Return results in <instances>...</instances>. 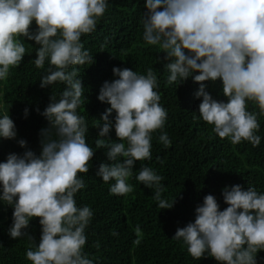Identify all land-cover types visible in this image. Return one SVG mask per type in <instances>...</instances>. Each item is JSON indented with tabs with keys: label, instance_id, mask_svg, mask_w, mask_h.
Masks as SVG:
<instances>
[{
	"label": "clouds",
	"instance_id": "1",
	"mask_svg": "<svg viewBox=\"0 0 264 264\" xmlns=\"http://www.w3.org/2000/svg\"><path fill=\"white\" fill-rule=\"evenodd\" d=\"M107 7L108 0H0V81L20 65L26 48L18 38L23 37L39 46L33 62L45 70L40 87L65 85L59 99L51 95L39 113L47 121L39 130V152L21 138L17 143L25 151L0 162V201L13 208L9 236H25L30 221L40 218V241L26 251L31 264H93L83 250L93 211L77 206L75 194L85 187L78 173L88 172L95 151L86 142L87 121L77 112L84 86L73 66L94 62L81 37L96 30ZM145 8L142 38L165 53L168 83L189 77L201 82L195 93L202 98L199 117L220 138L259 146L258 114L248 110V102L264 113V0H145ZM112 73L115 78L104 81L97 96L110 106L95 125L102 138L96 147L106 149L108 161L99 164L96 175L111 182V194L125 195L133 190L128 180L135 162L151 158L152 133L163 129L167 110L159 102L152 68L146 75L122 67ZM217 80L226 101L213 98L202 83ZM112 129L118 141L103 139ZM16 138L9 112L0 114V139ZM158 140L171 145L167 133ZM135 178L154 190L160 209L174 206L176 196L163 198L164 177L154 169L144 166ZM221 191L226 208L220 209L214 195H205L194 220L173 237L198 260L207 254L220 264H257V253L264 250V192L240 184Z\"/></svg>",
	"mask_w": 264,
	"mask_h": 264
},
{
	"label": "trees",
	"instance_id": "2",
	"mask_svg": "<svg viewBox=\"0 0 264 264\" xmlns=\"http://www.w3.org/2000/svg\"><path fill=\"white\" fill-rule=\"evenodd\" d=\"M146 11L145 0H108L104 15L97 20L96 30L81 37L94 62L73 66L84 86L77 112L87 121L86 142L95 151L88 162V172L78 173L85 187L75 194L77 206L87 205L93 211L85 230L87 242L83 250L93 264H220L207 254L199 260L192 257L187 246L173 236L178 227L194 220V209L205 195H214L220 209L226 208L221 191L225 185L240 184L245 189L252 186L264 192V113L254 102H248V110L258 114L259 146L254 147L246 140L233 144L229 138H220L213 131V125L199 117L198 105L202 98L195 93L201 82L189 77L180 84L179 81L168 83L165 53L142 38ZM36 27L33 22L32 30ZM18 39L24 43L26 53L18 67H10L8 78L0 81V114L9 112L17 138L0 139V162L9 153L25 151L17 143L21 138L27 141L28 148L39 152V130L47 126L46 119L39 113L49 104L50 96L59 99L65 87L60 82L40 87L45 70L37 68L33 62L39 46L27 38ZM113 67L131 68L145 75L152 68L159 82L156 89L159 102L167 110L163 129L152 133L151 158L135 162L133 175L128 180L133 190L125 195L111 194V182L105 183L96 175L99 164L108 161L106 149L96 147V140L102 138L95 125L102 123L101 114L110 106L97 96L103 82L115 78ZM202 83L213 98L226 101L219 80ZM25 108L29 109L27 117ZM114 115L113 112L109 118L113 119ZM162 132L171 140L169 147L158 140ZM103 139L118 141L114 129ZM144 166L164 177L163 198L171 201L176 196L171 209H160L153 199L154 190L135 178ZM12 212L11 206L0 201V264H31L26 251L40 241V218L30 221L24 230L25 236L14 239L8 234ZM257 264H264V250L258 251Z\"/></svg>",
	"mask_w": 264,
	"mask_h": 264
}]
</instances>
